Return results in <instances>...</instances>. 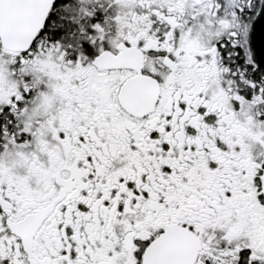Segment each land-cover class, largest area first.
Listing matches in <instances>:
<instances>
[{
	"label": "flooded vegetation",
	"instance_id": "af4514ba",
	"mask_svg": "<svg viewBox=\"0 0 264 264\" xmlns=\"http://www.w3.org/2000/svg\"><path fill=\"white\" fill-rule=\"evenodd\" d=\"M4 7L0 264H264V0Z\"/></svg>",
	"mask_w": 264,
	"mask_h": 264
},
{
	"label": "water",
	"instance_id": "95a60500",
	"mask_svg": "<svg viewBox=\"0 0 264 264\" xmlns=\"http://www.w3.org/2000/svg\"><path fill=\"white\" fill-rule=\"evenodd\" d=\"M9 0H0V3H8ZM8 7H4V9L0 8V37L2 40L3 46L8 50L15 51H26L30 48L31 45V34L27 31L19 30L14 31L10 30V25L12 23L9 16ZM34 35V34H33ZM170 232H174L173 230ZM152 255V247L150 246L147 252V256L149 257L150 264V256Z\"/></svg>",
	"mask_w": 264,
	"mask_h": 264
},
{
	"label": "trees",
	"instance_id": "16d2710c",
	"mask_svg": "<svg viewBox=\"0 0 264 264\" xmlns=\"http://www.w3.org/2000/svg\"><path fill=\"white\" fill-rule=\"evenodd\" d=\"M253 44H254L255 57L258 60V62L262 66H264V12L256 24L253 35Z\"/></svg>",
	"mask_w": 264,
	"mask_h": 264
},
{
	"label": "rangeland",
	"instance_id": "374dc122",
	"mask_svg": "<svg viewBox=\"0 0 264 264\" xmlns=\"http://www.w3.org/2000/svg\"><path fill=\"white\" fill-rule=\"evenodd\" d=\"M43 102L42 99H40V103H33L32 104V108L30 109V118L34 117L36 115V117L41 113V108H43V105L41 104Z\"/></svg>",
	"mask_w": 264,
	"mask_h": 264
}]
</instances>
